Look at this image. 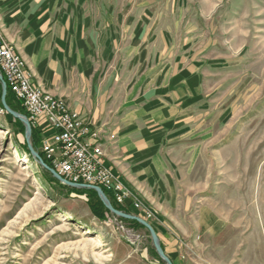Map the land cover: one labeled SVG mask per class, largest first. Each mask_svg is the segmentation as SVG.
Here are the masks:
<instances>
[{"label": "rangeland", "instance_id": "obj_1", "mask_svg": "<svg viewBox=\"0 0 264 264\" xmlns=\"http://www.w3.org/2000/svg\"><path fill=\"white\" fill-rule=\"evenodd\" d=\"M119 10L134 14L144 41L90 55L99 66L87 72L124 83L118 110H143L149 137L182 171L172 204L163 192L171 212L120 206L151 224L172 264H264V0H132ZM26 149L24 126L0 109V264H166L146 228L95 216L84 194L45 181Z\"/></svg>", "mask_w": 264, "mask_h": 264}, {"label": "crops", "instance_id": "obj_2", "mask_svg": "<svg viewBox=\"0 0 264 264\" xmlns=\"http://www.w3.org/2000/svg\"><path fill=\"white\" fill-rule=\"evenodd\" d=\"M131 2L0 0V30L32 72L34 83L101 130L104 164L157 219L161 213L171 212L167 204L176 190L174 182L181 176V165L166 157L168 145L149 137L155 131L138 119L143 110L131 104L118 110L116 103L124 89L113 92L118 91L120 81L94 83L95 72H87L99 66L94 62L88 65L93 61L90 55L117 54L120 40L126 38L131 39L129 43L136 37L144 41V31L133 26L134 14H120L119 6ZM144 47L138 49L145 52ZM135 50L127 44L126 51ZM165 190L171 195L167 202ZM126 207L131 208V203Z\"/></svg>", "mask_w": 264, "mask_h": 264}, {"label": "built area", "instance_id": "obj_3", "mask_svg": "<svg viewBox=\"0 0 264 264\" xmlns=\"http://www.w3.org/2000/svg\"><path fill=\"white\" fill-rule=\"evenodd\" d=\"M0 73L6 87L21 102L30 124L40 131L42 157L60 176L97 185L116 204L125 206L129 202L145 217L152 216L141 199L104 164L100 129L34 83L32 72L6 40H0Z\"/></svg>", "mask_w": 264, "mask_h": 264}, {"label": "water", "instance_id": "obj_4", "mask_svg": "<svg viewBox=\"0 0 264 264\" xmlns=\"http://www.w3.org/2000/svg\"><path fill=\"white\" fill-rule=\"evenodd\" d=\"M0 87H1V97H0L1 105L7 113L12 115L14 118H17L23 124V126H24V138H25V142L27 145V149H28L30 155L32 156L33 160L35 161V163L37 165H40L41 167H43L47 171H49L55 179H57L60 183H62L64 185H67L69 187L79 188V189L94 190L96 192L97 196L99 197V199L101 200V202L103 203L104 207L113 215H116V216L121 217L123 219L135 220L138 223H140L144 228H146L148 230L152 245H153L154 250L156 251L157 255L162 260H164L166 264H172L171 261L168 259V257L165 255V253H164V251L160 245V242H159V239H158V236H157L155 230L153 229V227L151 226V224L147 220H145L144 218H142L138 215L127 213V212H124L122 210L115 208L113 206V204L111 203L109 197L104 193V191L102 190L101 187H99L97 185H92V184L75 183V182H71V181L63 178L51 166H49L42 159L39 152L32 146V144L30 142L31 124H30L29 120L27 119L26 115L11 109L6 102L5 97H6L7 87H6V83H5L1 73H0Z\"/></svg>", "mask_w": 264, "mask_h": 264}, {"label": "trees", "instance_id": "obj_5", "mask_svg": "<svg viewBox=\"0 0 264 264\" xmlns=\"http://www.w3.org/2000/svg\"><path fill=\"white\" fill-rule=\"evenodd\" d=\"M0 97H1V87H0ZM6 102L7 104L9 105V107L15 111H18L20 113H24L26 114V111L25 109L23 108L22 104L20 101H18L14 94L11 92L10 88L7 87V91H6ZM0 109H3L2 105H1V101H0ZM4 110V109H3ZM5 115L10 118L15 125L19 126L21 129H22V123L17 119V118H14L12 115H10L9 113H7L5 110ZM41 134L40 131L35 128L34 126H32V143H33V146L39 151L40 155H41V152H40V146H41V138L39 139L38 141V134ZM27 152L28 149H26ZM42 157V155H41ZM43 158V157H42ZM43 160L49 165L51 166L50 162L45 160L43 158ZM37 167L39 168L41 174H42V177L45 181H47L48 183H57L59 185H61L63 188H66L69 192H73L75 194H84L88 199H87V203H88V206L91 210V212L101 218L104 216L105 213H109V211L104 207L103 203L101 202V200L99 199V197L97 196L96 192L94 190H91V189H79V188H74V187H69L67 185H64L62 183H60L57 179H55L51 173L49 171H47L46 169H44L43 167H41L40 165H37ZM113 206L119 210H122L124 212H127V208L124 209L122 208L120 205H117L116 203L113 202V200H111ZM121 220L127 222L128 224L130 225H133V226H142L140 223H138L137 221L135 220H128V219H123V218H120ZM143 227V226H142Z\"/></svg>", "mask_w": 264, "mask_h": 264}, {"label": "bare ground", "instance_id": "obj_6", "mask_svg": "<svg viewBox=\"0 0 264 264\" xmlns=\"http://www.w3.org/2000/svg\"><path fill=\"white\" fill-rule=\"evenodd\" d=\"M1 35V34H0ZM0 40H2V38H1V36H0ZM41 147V146H40ZM40 154V153H39ZM43 159V158H42ZM52 167V166H51ZM53 168V167H52ZM54 169V168H53ZM55 170V169H54ZM56 171V170H55ZM72 182V181H71ZM103 190V189H102ZM104 191V190H103ZM104 193H105V191H104ZM106 194V193H105ZM107 195V194H106ZM110 199V198H109ZM117 205H119V204H117Z\"/></svg>", "mask_w": 264, "mask_h": 264}]
</instances>
